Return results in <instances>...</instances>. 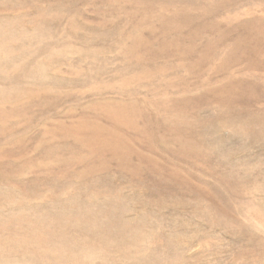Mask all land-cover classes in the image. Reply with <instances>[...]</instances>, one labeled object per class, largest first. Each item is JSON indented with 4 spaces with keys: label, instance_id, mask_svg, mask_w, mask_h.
I'll list each match as a JSON object with an SVG mask.
<instances>
[{
    "label": "rangeland",
    "instance_id": "1",
    "mask_svg": "<svg viewBox=\"0 0 264 264\" xmlns=\"http://www.w3.org/2000/svg\"><path fill=\"white\" fill-rule=\"evenodd\" d=\"M263 18L264 0H0V264H264V32L258 62L224 59L228 28Z\"/></svg>",
    "mask_w": 264,
    "mask_h": 264
},
{
    "label": "bare ground",
    "instance_id": "2",
    "mask_svg": "<svg viewBox=\"0 0 264 264\" xmlns=\"http://www.w3.org/2000/svg\"><path fill=\"white\" fill-rule=\"evenodd\" d=\"M177 6V5H175ZM173 7V5H172ZM226 7V6H225ZM202 8V7H200ZM189 10V9H188ZM179 12V10H177ZM226 11V10H225ZM228 12V11H226ZM177 13V12H176ZM190 14V13H189ZM228 14V13H227ZM231 14V13H230ZM192 15V14H190ZM201 15V14H200ZM206 15V14H204ZM232 15V14H231ZM191 17V16H190ZM195 17V15L193 16ZM203 17V16H202ZM174 18V17H173ZM184 18V17H183ZM228 18H229V15H228ZM175 19V18H174ZM230 19V18H229ZM238 19V18H237ZM252 19H254L252 17ZM180 20V18H179ZM180 22V21H179ZM182 22V21H181ZM186 22L187 24L189 23L188 20L186 19ZM177 24V23H176ZM226 27V26H225ZM232 27V26H231ZM179 29V28H178ZM229 30H231V40L230 42L228 41V43L225 44V46H228V48H224V51L225 53L224 54H227V58L224 57L225 60H230L231 58H233V56H238L244 60H249L250 59L252 61V63H256L259 61V55L260 52L262 50H260L258 48L259 44L256 42V41H253L254 38L259 35V33L261 31L264 32V18L263 19H256L254 21H249L247 22V20L245 22H242L240 24H238L236 27L234 28H228ZM224 30H227V29H224ZM199 32H202V31H196V32H193V37H192V40H194V45H193V49H191L189 51V54L190 56L186 57V58H193V55L194 57H198L199 59H202L203 61V58L205 56V50H206V36L202 37L201 34V37H200V40L201 42L199 43V45H197V42H196V38H195V34L196 33H199ZM204 32V31H203ZM202 32V33H203ZM261 34V33H260ZM198 35V36H199ZM198 39V38H197ZM257 39H258V36H257ZM256 40V39H255ZM209 42H213V38H209L208 39ZM200 48V50L202 51H198ZM198 51V53H196ZM199 54V55H202V56H195L196 54ZM186 55H188V53L186 52ZM206 57V56H205ZM190 60V59H189ZM191 62V61H190ZM201 62V61H200ZM245 62V61H244ZM188 63V62H187ZM251 63V62H250ZM190 65V64H189ZM196 64H192L191 66L192 67H195ZM199 64L196 65V68L197 70L200 72L199 70ZM209 66V65H208ZM251 66V65H250ZM190 67V66H189ZM212 69L211 70H214L216 69V67L212 66L211 67ZM211 70L209 69L208 71L206 70V74L207 75V78L209 79V76L211 74ZM230 72V71H229ZM201 73V72H200ZM202 74V73H201ZM231 74V72H230ZM182 75V74H181ZM187 76V75H186ZM203 76V74H202ZM201 76V77H202ZM200 77V76H199ZM180 78V77H179ZM225 79V82L222 84V85H218V87H216L215 89H212L213 92H214V97L216 101H222L224 102V106H226L227 108L231 109V108H234V102L232 101L231 99V94L227 91H229V85L234 88L237 86L236 83H234L233 85V79H231V75H226V77H223ZM240 78V77H239ZM192 79V78H191ZM200 79V78H199ZM205 79V78H204ZM237 79V78H236ZM202 80V79H201ZM204 81V80H203ZM250 81V80H249ZM185 83V81H183ZM235 82V81H234ZM242 82V81H240ZM208 83V82H207ZM246 83V81H245ZM183 84V83H182ZM188 84V83H187ZM191 84V83H190ZM240 84V83H239ZM188 86V85H187ZM199 86V85H198ZM242 86V85H241ZM194 87V86H193ZM225 88L227 89V91H225ZM264 88V87H263ZM241 89V88H240ZM181 90V89H180ZM189 90V89H188ZM246 90V89H244ZM250 90V89H249ZM172 91V90H171ZM238 91V89H237ZM260 91V90H258ZM264 91V89H263ZM206 92V90H205ZM245 92V91H244ZM254 92V91H253ZM219 93H222V96H219ZM248 94V92H247ZM237 95V94H236ZM241 96V95H240ZM237 97V96H236ZM242 97V96H241ZM243 98V97H242ZM258 99V98H257ZM197 101V100H196ZM191 103V102H190ZM254 103V102H253ZM158 105V104H157ZM239 112V111H238ZM240 113V112H239ZM232 114V112H231ZM227 115H230V114H227ZM235 115V114H234ZM231 116V115H230ZM229 116V117H230ZM228 117V119H229ZM233 117V116H232ZM230 120H232L230 118ZM237 120V119H236ZM231 122V121H230ZM259 125V124H258Z\"/></svg>",
    "mask_w": 264,
    "mask_h": 264
}]
</instances>
